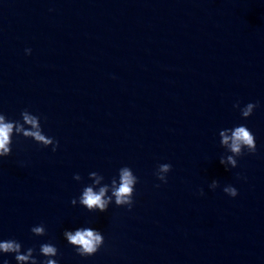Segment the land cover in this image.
Instances as JSON below:
<instances>
[{"label":"water","instance_id":"95a60500","mask_svg":"<svg viewBox=\"0 0 264 264\" xmlns=\"http://www.w3.org/2000/svg\"><path fill=\"white\" fill-rule=\"evenodd\" d=\"M237 100L259 107L243 119ZM24 108L59 147L19 136L0 159V238L50 241L60 264H264V0H0V111ZM238 124L257 152L226 171L218 132ZM123 165L131 210L71 204ZM85 222L105 236L89 257L62 235Z\"/></svg>","mask_w":264,"mask_h":264},{"label":"clouds","instance_id":"9594fccd","mask_svg":"<svg viewBox=\"0 0 264 264\" xmlns=\"http://www.w3.org/2000/svg\"><path fill=\"white\" fill-rule=\"evenodd\" d=\"M24 52L30 55L32 49L25 48ZM257 107H259V101L241 105V102L237 100L233 104V108L239 109L243 119L250 117ZM41 120L40 114H35L28 108H24L17 119H10L3 111H0V159L12 154L14 138L19 136L30 138L44 148L51 147V151L56 152L59 141L44 131ZM218 136L219 145L223 149L219 156V163L226 171L238 166L239 157L257 152L255 134L246 124L222 128ZM171 169V163H159L154 175L161 183H167ZM73 178L76 181L82 180L79 173H75ZM88 179L90 183L85 184L80 194L72 198L73 206L79 205L89 212L100 213L106 212L113 203L118 207L126 206L129 210L133 208L136 185L140 178L131 166L119 167L110 179L97 171H91L88 173ZM159 186V184L155 185V187ZM219 186V181L213 179L208 187L215 190ZM222 190L233 198L238 195V189L232 184L224 185ZM199 194L204 195V190L200 189ZM30 231L35 236H43L46 233V227L40 223L33 225ZM62 235L67 244L71 245L81 257L96 254L105 242L103 232L87 222L73 228H65ZM9 255L16 264H60L59 249L50 241L41 243L37 250L35 247H24L14 237L0 238V264H11L7 258Z\"/></svg>","mask_w":264,"mask_h":264}]
</instances>
